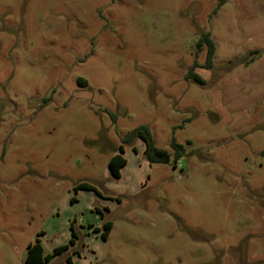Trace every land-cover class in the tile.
<instances>
[{
	"label": "rangeland",
	"instance_id": "1",
	"mask_svg": "<svg viewBox=\"0 0 264 264\" xmlns=\"http://www.w3.org/2000/svg\"><path fill=\"white\" fill-rule=\"evenodd\" d=\"M254 1L0 0V264L36 239L67 245L45 264H264ZM142 125L167 163L124 141Z\"/></svg>",
	"mask_w": 264,
	"mask_h": 264
},
{
	"label": "trees",
	"instance_id": "2",
	"mask_svg": "<svg viewBox=\"0 0 264 264\" xmlns=\"http://www.w3.org/2000/svg\"><path fill=\"white\" fill-rule=\"evenodd\" d=\"M202 46L206 47V54H205V62L204 66L209 68L212 67V60H213V55L215 52V44L212 38L210 37V34L203 33L199 36L198 41H197V48L200 49ZM257 53L256 51L250 52V54H255ZM197 64L194 63L193 66H196ZM186 79L193 78V80L196 83L202 84V80L197 77L191 75V72H187L185 75ZM138 137L143 141L144 144V150L143 154L148 160L149 163H167L170 160L169 153L163 149H159L155 147L152 143V139L150 136V132L148 129V126L142 125L136 129H134L128 136L124 138V141L130 142L131 139ZM172 150H173V156L175 159V162L178 160L180 156L183 154V146L180 144H177L175 141H171L170 144ZM126 164V160L123 157V148L120 146L119 147V153H115L112 155L109 160H108V170L109 173L112 177L118 178L120 176V170L124 165ZM76 188L78 189H86L93 191L95 194H99L100 192L91 184L82 182L79 183ZM111 222L106 221L103 223V231L101 232V238L103 240H106L108 237V234L111 230ZM95 231L98 229L95 228ZM72 236L75 237L74 232L72 231ZM74 240L73 238L70 239V244H73ZM67 248V245H61L53 248L52 252L49 254L44 253V249L42 244L40 243L39 239H36L33 243H29L27 245V251L26 255L24 258V263L25 264H45L48 262L54 255L61 253L63 250ZM68 262L70 263L71 261L68 259Z\"/></svg>",
	"mask_w": 264,
	"mask_h": 264
},
{
	"label": "crops",
	"instance_id": "3",
	"mask_svg": "<svg viewBox=\"0 0 264 264\" xmlns=\"http://www.w3.org/2000/svg\"><path fill=\"white\" fill-rule=\"evenodd\" d=\"M244 5L247 6V4L245 3ZM251 6H252L251 12H250V8L246 7L247 11L244 16H250V20L247 23H245L244 30L247 34V37H249V40L251 39L252 41L253 52L254 51L259 52V54L258 55L256 54V57L254 58L255 60L253 62L254 63L253 69L258 71V73H261L262 75L264 74V48H263L264 47V0H255L253 4H251ZM252 20L253 22L251 25L250 22ZM258 100H260L259 104H262L264 102V94H262ZM26 251H27V247H26Z\"/></svg>",
	"mask_w": 264,
	"mask_h": 264
}]
</instances>
